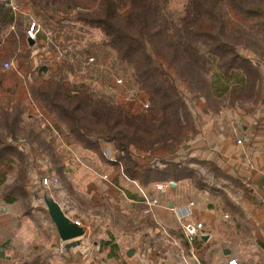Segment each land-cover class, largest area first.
I'll return each mask as SVG.
<instances>
[{
	"label": "trees",
	"instance_id": "1",
	"mask_svg": "<svg viewBox=\"0 0 264 264\" xmlns=\"http://www.w3.org/2000/svg\"><path fill=\"white\" fill-rule=\"evenodd\" d=\"M15 2L27 6L44 27L29 40L30 16L13 15L0 0L3 203L19 202L23 215L30 217L31 149L44 156L48 170L56 171L68 196L77 199L69 190L70 179L65 180L67 158L58 150L57 137L67 148L90 151L111 167L109 181L114 186H119V179L134 181L141 189L190 179L200 189L214 191L197 171L202 167L216 175L213 162L180 153L196 135L194 108L205 115L234 107L250 116L261 110L264 0H185L174 14L167 10L169 0ZM52 30L63 36L66 45L76 30L77 38L89 30L97 31L100 38L72 55L67 51L56 64L58 74L45 62L32 68L33 51L40 41L51 53L58 52L56 40L47 42L46 32ZM79 57L94 63L71 82L67 75L74 76L81 68ZM9 60L16 63L15 69L3 68ZM128 88L135 91L133 98L126 97ZM36 113L44 127L36 121L25 123V116ZM105 144L112 147L113 159L105 156ZM144 156L150 160L142 167L138 159ZM14 168L16 176L6 186ZM8 223L7 217L0 220L1 227ZM41 256L30 264H47Z\"/></svg>",
	"mask_w": 264,
	"mask_h": 264
},
{
	"label": "crops",
	"instance_id": "2",
	"mask_svg": "<svg viewBox=\"0 0 264 264\" xmlns=\"http://www.w3.org/2000/svg\"><path fill=\"white\" fill-rule=\"evenodd\" d=\"M260 109L261 114L242 118L238 133L231 124L234 133L214 134V125L206 132L196 129L201 139L186 144L184 156L213 162L216 175L202 172V168L197 171L214 191L200 189L190 179L171 182L163 192L155 185L165 182L148 185L142 190L158 200L150 214H144L146 206L136 186L119 179L117 187L103 178L110 174V167L88 169L108 196L92 198L87 218L70 217L80 223L85 235L68 254L78 255L80 264H196V260L198 264H227L230 260L264 264V102ZM237 138L241 145L236 144ZM102 150L114 152L109 144ZM149 160L144 156L138 164L145 167ZM94 184L90 182L89 188L96 189ZM81 206L79 210H83ZM5 217L9 223L0 226V264L2 250L11 238L4 236L12 221L2 207L0 220ZM189 223L201 225L191 242L182 228Z\"/></svg>",
	"mask_w": 264,
	"mask_h": 264
},
{
	"label": "rangeland",
	"instance_id": "3",
	"mask_svg": "<svg viewBox=\"0 0 264 264\" xmlns=\"http://www.w3.org/2000/svg\"><path fill=\"white\" fill-rule=\"evenodd\" d=\"M169 1L170 2H169V6L167 7V10L172 14L177 13L180 10L183 3L185 2V0H169ZM13 3L14 5H17L18 11L23 12V16H28V17L30 16L29 22H26V24L29 25V28L31 23L34 22L36 25L39 26V29L40 28L43 29L44 26L42 24V21H39L37 17H34L33 14L30 13V10L27 8V6H25L24 4L19 6L15 2V0H13ZM20 12L16 16L21 15ZM26 28L27 25L25 27V30ZM47 33H49V36L47 35ZM77 33H78L77 30L73 31V33L71 34V37H73V39L70 40L69 45H66L63 36L57 37V33L54 31L46 32L47 42L49 41V38L52 41L56 40L54 42V45H56L59 50L58 52L53 54L51 53V50L46 49V46L43 44V42L42 44L41 42H39L37 44L38 45L37 48L33 51V56L31 59L32 68L33 67L36 68L45 62L52 69V71L58 74V71L56 69V64H58L59 62L61 63V61L65 59L67 51L69 55H72L74 54L75 50L79 51L83 47L89 46L91 43H96L99 41L100 38L99 33L93 30H89L86 33L79 34L80 35L79 38L76 37L78 36ZM59 39L60 42L58 41ZM44 46H45V50H42ZM75 46L77 47L75 48ZM243 54L249 56L248 52H244ZM78 60L82 62L81 68L75 69V73L73 74L74 76L67 75V79L71 82L77 81L79 79L80 74L85 71V68L89 67L91 63L92 64L94 63L92 59H89L87 61L83 57L82 58L79 57ZM69 61L72 62L73 58L70 59ZM14 66L16 68L15 62H14ZM10 70H13V68ZM79 71L81 72L78 73ZM117 82L118 84H121L120 80H118ZM220 85L224 87L226 85V82L224 83L220 82ZM134 95H135V91L133 89H129V93H127L126 97L133 98ZM263 102L264 100H262L261 104ZM191 105L193 104L191 103ZM193 112L194 115H196V122H195L196 129H200L201 127V130L203 132H206L212 129L213 128L212 126L214 125L217 126L216 131L213 130L214 134H219V132L225 133L227 131L231 132L233 130H236V132L238 133L241 129V126L243 125L242 118L245 116H250L242 112L241 109H239L238 107H234L232 109H223L219 111V113L217 114H209V115L203 114L199 109L196 108H194ZM258 113L261 114V112H259L258 109L255 110V114ZM256 117H259V115ZM41 118H42L41 114L36 113L34 114V116H25L24 121L25 123L36 121L39 124H42V127H44ZM233 122H236V125H232ZM227 124H229V127L227 126ZM230 124L233 130L230 128ZM54 134L56 135L55 132ZM201 135L202 134L196 133L194 137V141L200 140ZM55 139H56V144L58 145V150L60 152H63L67 158V162L64 168L65 170L63 172L66 173L65 180L68 181V179H70L68 183L71 185L69 190L71 191L72 188V191H74L75 196L79 201L77 199L72 198V196L74 195L68 196V194L66 193V189H63V187H65V184L63 183L62 185L60 175L56 171L48 170L47 168L48 165H45L43 161V160L46 161V159H44V156L36 152V149H31L33 150L30 152L31 173L28 176V180H27V192L31 196L30 207L32 208L30 211V217L23 215L22 212L24 211V206L21 207L19 202L15 203L12 206H5L1 199V193L4 189L3 188L4 186L0 187V214L2 211V207H5V209H7L8 211V214L11 216V220H12L8 232L9 237L11 238L7 241V243L4 246L5 248L2 250L4 252V255L1 259L2 260L1 264H30V262L33 259L41 255L43 256H41L40 258L42 260L44 259L45 261H47V264H80L79 261L80 259L78 255L66 254L65 252L66 249L64 246L65 243H62L59 239L56 226L50 216L49 208L46 202L47 201L51 203L54 202L55 204H57L60 207L62 213L71 222H76V221H72L71 219L74 214L79 215L82 218L83 216L87 218V215L90 213L88 209L90 208L92 198L94 199L96 197L108 196L106 189H103L102 187H100V185H97L95 174H93L88 170L90 168L101 169L103 165L101 164V161L98 159L97 155H95L94 153L90 151L85 152L77 147L67 148L62 143L60 138L57 137ZM180 154L186 155L184 150H182ZM211 154L212 153H210V155ZM109 156L112 157L111 153ZM197 158L199 157L197 156ZM197 158L194 159L198 160ZM199 168L202 167H198V169ZM200 170L202 172L207 171V169L205 168H202ZM16 172L17 170L14 168V170L8 174L6 186L13 182V179L16 176ZM111 174H112V169L110 174L107 176L108 178L106 176H103V178L109 181V176ZM53 177L57 179V182L52 181L51 184L47 183L46 185L42 183L44 178H47L48 180H52ZM90 182L92 183L95 182L94 185L96 186V189L89 188ZM130 183L136 186L141 196V199H143V202L145 198H147L148 202H150L149 201L150 199L154 198V197H149V195H147L144 190L139 188L136 182L132 181ZM165 183H169L166 189L169 188L171 182H165ZM115 193L116 191H113V195H112L113 197H116ZM144 205L146 206V203H144ZM157 205L151 206L149 208L146 206V210H148V212L145 213L146 211L145 210L144 214H150L152 208ZM80 206L81 208H83V210H79Z\"/></svg>",
	"mask_w": 264,
	"mask_h": 264
},
{
	"label": "built area",
	"instance_id": "4",
	"mask_svg": "<svg viewBox=\"0 0 264 264\" xmlns=\"http://www.w3.org/2000/svg\"><path fill=\"white\" fill-rule=\"evenodd\" d=\"M4 6L7 7L8 9H10L12 14L15 16L20 12V11H18L17 5H14L13 0H5ZM38 31H39V26L36 25L34 22L31 23L30 28L27 31V35L29 37V40H34ZM47 35L49 36V33H47ZM44 45L46 46L47 44H44ZM45 46L42 48V50H45ZM3 68L5 70H10L12 68L15 69L14 61L12 60V61L6 62L3 66ZM235 124H236L235 122L232 123V125H235ZM236 144L241 145L242 140L240 138H237ZM104 154L107 158L113 159L112 157L114 156V152H113V154H111L112 157L109 156L110 152H108V151H106ZM52 181L57 182V179L54 177L52 178V180H48L47 178H44L42 183L46 185L47 183L51 184ZM167 185H169V183H158L155 185V189L159 192H163L166 189ZM149 201L150 202L147 201V198L144 199V203H146V206L148 208L158 204V200L156 198H152ZM147 212H148V210L145 211V213H147ZM76 223L78 225H80L79 222H76ZM200 226L201 225L199 223H189V224H186L182 227L184 234H185V236L189 242L193 241L194 237L198 234ZM95 251H98V248H95ZM196 264H198L197 260H196ZM227 264H238V263L235 260H230L227 262Z\"/></svg>",
	"mask_w": 264,
	"mask_h": 264
},
{
	"label": "water",
	"instance_id": "5",
	"mask_svg": "<svg viewBox=\"0 0 264 264\" xmlns=\"http://www.w3.org/2000/svg\"><path fill=\"white\" fill-rule=\"evenodd\" d=\"M50 216L56 226L59 239L65 243V248H74L80 244L79 239L85 235L84 229L76 222H71L54 202H46Z\"/></svg>",
	"mask_w": 264,
	"mask_h": 264
}]
</instances>
